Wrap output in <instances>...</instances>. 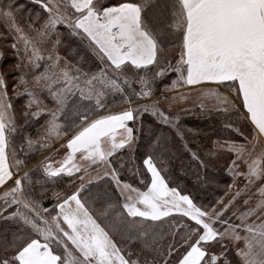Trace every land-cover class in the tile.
<instances>
[{
  "label": "snow or ice",
  "instance_id": "obj_1",
  "mask_svg": "<svg viewBox=\"0 0 264 264\" xmlns=\"http://www.w3.org/2000/svg\"><path fill=\"white\" fill-rule=\"evenodd\" d=\"M0 264H264V0H0Z\"/></svg>",
  "mask_w": 264,
  "mask_h": 264
},
{
  "label": "trees",
  "instance_id": "obj_2",
  "mask_svg": "<svg viewBox=\"0 0 264 264\" xmlns=\"http://www.w3.org/2000/svg\"><path fill=\"white\" fill-rule=\"evenodd\" d=\"M190 124H192L193 126H195L196 123H198L197 121H195V119H191L190 121ZM179 163V161H177V164Z\"/></svg>",
  "mask_w": 264,
  "mask_h": 264
}]
</instances>
